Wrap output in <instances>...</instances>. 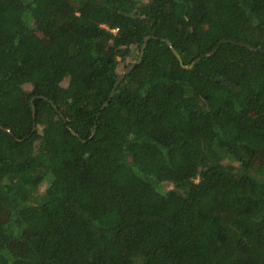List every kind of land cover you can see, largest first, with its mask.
<instances>
[{
  "label": "trees",
  "instance_id": "16d2710c",
  "mask_svg": "<svg viewBox=\"0 0 264 264\" xmlns=\"http://www.w3.org/2000/svg\"><path fill=\"white\" fill-rule=\"evenodd\" d=\"M0 125V264H264V0H0Z\"/></svg>",
  "mask_w": 264,
  "mask_h": 264
},
{
  "label": "water",
  "instance_id": "95a60500",
  "mask_svg": "<svg viewBox=\"0 0 264 264\" xmlns=\"http://www.w3.org/2000/svg\"><path fill=\"white\" fill-rule=\"evenodd\" d=\"M151 37H153V36H152V35H148V36L145 37L144 44H143V46H142V48H141V52H140V55H139L138 60H137L136 62L130 64L129 66H127V67L121 72V74H120L118 80H117L116 83L114 84V88H113V90H112V92H111V94H110V97H109L108 100L104 103L103 108H105V107L110 103V101L112 100V98L114 97V95H115V93H116V91H117V88H118L119 84L122 82V80L125 78V76H126L127 74H129V73H130V72L136 67V65L139 64V63L142 61V58H143V55H144V52H145V49H146L147 42H148V40H149ZM166 40H167V42L170 44V46L172 47V50H173L174 54H175L176 57L180 60L181 64H182L185 68H187V69L192 68L193 65L196 63V61L200 60V59L203 57V56H199V57H198L195 61H193L191 64H189V65H184L180 53H179V52L173 47V44H172V42H171L169 39H166ZM228 41H229V40H221V41L217 44V46H216L215 48H213L210 52L206 53L205 56H212V55L215 54V52L219 49V46H220L222 43H224V42H228ZM239 44H241V45H243V46H246V47H248V48H250V49H253V50H256V49H257L256 47L251 46V45H249V44H244V43H239ZM54 107H56V105H54ZM56 108H57V107H56ZM33 115H34V119H35V117H36V107H35L34 104H33ZM62 116H63V115H62ZM0 128L12 134V131H11L10 129H7V128L3 127L2 125H0ZM96 129H97V126L95 125V127H94V129H93V131H92V135L90 136V138H92V137L94 136V134L96 133ZM34 130H35V128H34ZM72 132H73L74 134L78 135L75 131H72ZM83 141H85V140H83Z\"/></svg>",
  "mask_w": 264,
  "mask_h": 264
},
{
  "label": "rangeland",
  "instance_id": "374dc122",
  "mask_svg": "<svg viewBox=\"0 0 264 264\" xmlns=\"http://www.w3.org/2000/svg\"><path fill=\"white\" fill-rule=\"evenodd\" d=\"M123 70H124V69H123ZM123 70H122V71H123ZM261 159H263L262 156H260V157H256V158L254 159V162L258 164V163L261 161ZM224 212H225V214L228 215L229 217L232 216V211H231L230 208H225V209H224ZM36 242H37V239H36ZM31 244H32V245L35 244V238L31 239ZM22 245H24L25 247H27V242L24 243V244H22Z\"/></svg>",
  "mask_w": 264,
  "mask_h": 264
},
{
  "label": "built area",
  "instance_id": "2783aa9c",
  "mask_svg": "<svg viewBox=\"0 0 264 264\" xmlns=\"http://www.w3.org/2000/svg\"><path fill=\"white\" fill-rule=\"evenodd\" d=\"M118 29H114V31H117Z\"/></svg>",
  "mask_w": 264,
  "mask_h": 264
}]
</instances>
